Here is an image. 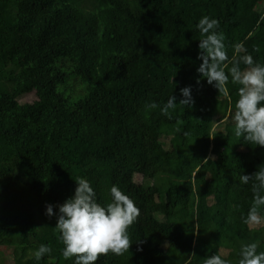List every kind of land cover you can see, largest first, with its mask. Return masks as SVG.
Listing matches in <instances>:
<instances>
[{
	"label": "trees",
	"instance_id": "1",
	"mask_svg": "<svg viewBox=\"0 0 264 264\" xmlns=\"http://www.w3.org/2000/svg\"><path fill=\"white\" fill-rule=\"evenodd\" d=\"M203 16L219 22L229 58L240 44L264 64V0H0V248L13 264H75L45 204L72 196L78 177L98 203L117 185L140 211L129 251L95 264H238L252 242L264 252L240 182L264 147L234 135L240 85L229 79L225 95L197 72ZM185 86L194 104L163 115ZM41 244L51 253L37 261Z\"/></svg>",
	"mask_w": 264,
	"mask_h": 264
},
{
	"label": "clouds",
	"instance_id": "2",
	"mask_svg": "<svg viewBox=\"0 0 264 264\" xmlns=\"http://www.w3.org/2000/svg\"><path fill=\"white\" fill-rule=\"evenodd\" d=\"M219 22L215 18L203 16L196 28L204 37L199 40L197 72L209 85L227 95L225 85L229 79L238 84V99L232 116L234 135L243 137L247 144L264 147V64L254 61L242 45H234V55L226 54L223 35L217 29ZM243 53V54H241ZM241 64L245 67L242 69ZM230 65V66H229ZM227 69V72L225 71ZM199 83V80L197 81ZM180 99L172 94L160 111L171 118L177 108L191 107L194 104L191 86L179 89ZM156 108L155 103L146 105ZM74 194L63 203L45 204V215L56 217L54 229L59 233L58 239L63 244L62 255L65 259L75 257V264H95L98 257L107 253L122 255L129 251L130 237L128 229L140 215L135 202L117 185L109 189L111 201L107 204L97 202V195L90 182L78 177ZM240 182L251 184L253 199L243 222L248 225L264 223V164L258 166L251 174H242ZM54 208L57 211L54 212ZM255 242L243 244L239 249L238 264H264V252L257 251ZM51 248L41 244L34 252L39 261ZM204 264H230L227 259L214 254L204 259Z\"/></svg>",
	"mask_w": 264,
	"mask_h": 264
},
{
	"label": "rangeland",
	"instance_id": "3",
	"mask_svg": "<svg viewBox=\"0 0 264 264\" xmlns=\"http://www.w3.org/2000/svg\"><path fill=\"white\" fill-rule=\"evenodd\" d=\"M35 100H36L35 94L34 93H30V94H27V95L23 96L20 99V102L21 103H32ZM220 115H222V112H221ZM226 115L227 116L225 118H223L224 119L223 121H221L220 123L218 122L215 125L214 129H219V126L222 123H225L226 119L229 117V112ZM136 181L141 182L142 181V177L141 176H136ZM261 224H263V223H261ZM261 224H259V225H261ZM259 225H256V226H259ZM0 253H1L0 254V263H2V264H13L14 263L13 252H12L11 248L1 247L0 248Z\"/></svg>",
	"mask_w": 264,
	"mask_h": 264
}]
</instances>
